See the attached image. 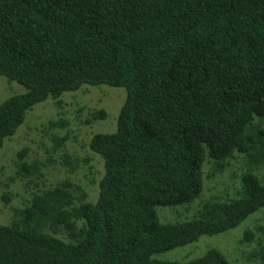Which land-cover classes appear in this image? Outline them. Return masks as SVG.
Returning a JSON list of instances; mask_svg holds the SVG:
<instances>
[{
	"label": "trees",
	"instance_id": "1",
	"mask_svg": "<svg viewBox=\"0 0 264 264\" xmlns=\"http://www.w3.org/2000/svg\"><path fill=\"white\" fill-rule=\"evenodd\" d=\"M0 76L24 88L0 102V147L48 98L125 93L115 129L87 142L84 162L102 164L93 190L46 179L18 206L2 196L0 264H229L217 249L154 254L250 215L245 260L264 263L251 214L264 213V0H0ZM105 117L94 109L84 123ZM26 150L16 172L41 176ZM195 201L188 219L159 220L158 207Z\"/></svg>",
	"mask_w": 264,
	"mask_h": 264
},
{
	"label": "rangeland",
	"instance_id": "2",
	"mask_svg": "<svg viewBox=\"0 0 264 264\" xmlns=\"http://www.w3.org/2000/svg\"><path fill=\"white\" fill-rule=\"evenodd\" d=\"M4 79L0 78V102L24 91L20 84ZM124 96V89L121 87L86 86L65 94L61 106L50 98L34 105L14 134L0 147V209L5 211L7 204L18 206L23 200L29 199L32 192L36 190V186L43 184L42 180L46 179L60 181L68 179L87 190H93L96 183L92 184L90 179L97 176V171L102 170V164L97 160L87 164L84 162L87 142L93 133L112 132L115 129L116 118ZM94 109H104L106 117L91 124H85L87 112ZM58 118L62 120L60 126L48 124L49 120ZM5 144L7 152L4 154L1 151ZM24 147L27 149L25 152L27 161L36 159L44 163L41 176L33 174L24 177L16 172L14 163L16 153ZM238 159L241 160V157ZM90 163L92 167H89ZM208 186L212 184L209 183ZM4 194L10 195L7 204H4L2 197ZM196 204L197 201L189 210L188 207H183L185 205H177L173 207V211L169 210L172 208L170 206H160L157 208V215L161 222H173L172 219L178 215L174 212H180L181 217H187L182 219L185 220L191 216ZM251 214L253 217H260L259 222L264 224V213ZM250 216L234 228L216 234L202 235L196 241L154 254V257L161 260H188L203 255L208 249H217L226 257L229 264H264L256 259L253 262L245 260L255 247L253 241L243 240L244 232L251 226L249 221L252 222V217ZM9 222L0 213V223Z\"/></svg>",
	"mask_w": 264,
	"mask_h": 264
}]
</instances>
